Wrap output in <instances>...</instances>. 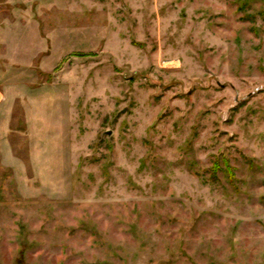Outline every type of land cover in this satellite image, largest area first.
I'll list each match as a JSON object with an SVG mask.
<instances>
[{"label":"rangeland","instance_id":"374dc122","mask_svg":"<svg viewBox=\"0 0 264 264\" xmlns=\"http://www.w3.org/2000/svg\"><path fill=\"white\" fill-rule=\"evenodd\" d=\"M0 264H264V0H0Z\"/></svg>","mask_w":264,"mask_h":264}]
</instances>
